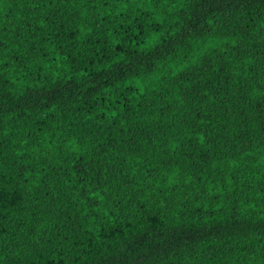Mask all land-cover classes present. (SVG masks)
Wrapping results in <instances>:
<instances>
[{
    "label": "trees",
    "instance_id": "16d2710c",
    "mask_svg": "<svg viewBox=\"0 0 264 264\" xmlns=\"http://www.w3.org/2000/svg\"><path fill=\"white\" fill-rule=\"evenodd\" d=\"M0 264H264V0H0Z\"/></svg>",
    "mask_w": 264,
    "mask_h": 264
}]
</instances>
